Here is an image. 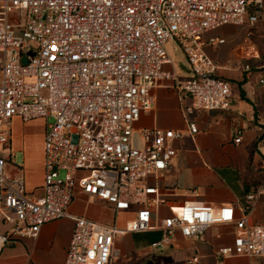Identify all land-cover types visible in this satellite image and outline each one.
<instances>
[{"label": "built area", "instance_id": "1", "mask_svg": "<svg viewBox=\"0 0 264 264\" xmlns=\"http://www.w3.org/2000/svg\"><path fill=\"white\" fill-rule=\"evenodd\" d=\"M263 7L264 0H0V250L35 238L48 221L68 217L74 226L64 264H109L118 254L115 239L129 232L159 230L151 244L157 248L177 234L199 238L223 223H233L235 234L232 244L217 248L218 264L234 256H264V224L236 218L229 205L174 203L149 183L169 167L182 132L142 129L143 145L133 144L135 124L152 107V89L165 80L190 97L187 113L228 106L231 84L216 75L217 64L204 51L225 38L205 34L227 24L245 26L247 41L239 54L258 57L251 28L262 20ZM175 40L191 77L163 69L169 62L165 44ZM50 116L41 193L32 194L9 147L11 121ZM188 129L191 135L197 131L193 123ZM77 194L133 217L118 226L73 214L69 207ZM261 196L264 185L247 200ZM161 206L167 215L159 216Z\"/></svg>", "mask_w": 264, "mask_h": 264}, {"label": "crops", "instance_id": "2", "mask_svg": "<svg viewBox=\"0 0 264 264\" xmlns=\"http://www.w3.org/2000/svg\"><path fill=\"white\" fill-rule=\"evenodd\" d=\"M255 27H264V7L263 18ZM210 35L225 38V43L204 46V51L217 64L216 75L231 84L228 106L187 113L185 107L190 106V97L182 96L174 88L173 80H165L160 87L152 89V107L141 113L133 132L140 145L134 140L133 144L143 145L142 129L158 127L182 132L183 136L175 141L176 154L169 167L151 177L149 183L158 185L161 195L174 203L198 200L212 206L229 205L234 207L236 218L246 215L248 224H264V197L247 200L248 194H254L264 185V127L260 124L264 115V83L259 82L264 76V44L260 47L255 37L258 57L244 59L239 49L247 41L245 26L227 24L205 34ZM172 42L165 44L169 62L163 69L180 78L191 77L190 65L181 48L180 51L169 49ZM12 123L15 130L12 132L11 127L9 147L15 154L26 144V164H21V173L27 192L40 194L45 118L22 121L14 117ZM189 123L195 124V134L189 133ZM34 125L36 130L32 132ZM238 136L241 140L234 142ZM7 170L17 173L12 165ZM69 211L118 226H124L133 217L128 212L115 214L109 205L84 194H77ZM157 213L164 216L168 210L161 206ZM73 226L68 217L44 223L35 238H21L4 246L0 250V264H64ZM4 228L0 225V230ZM234 234L233 223L214 224L199 238L177 234L169 245L156 248L151 244L159 240V230L129 232L115 239L118 254L109 264H218L217 248L232 244ZM192 258L196 261L190 262ZM224 264H264V256H234Z\"/></svg>", "mask_w": 264, "mask_h": 264}, {"label": "rangeland", "instance_id": "3", "mask_svg": "<svg viewBox=\"0 0 264 264\" xmlns=\"http://www.w3.org/2000/svg\"><path fill=\"white\" fill-rule=\"evenodd\" d=\"M251 30L253 32V38L257 37L256 38L257 39V42H258L259 46L262 47L263 44H264V27H260V28L259 27H253V28H251ZM169 47H170L169 48L170 50L176 49L178 51H180V48H181L180 44L176 40L173 41L172 43H170ZM181 50H182V48H181ZM185 56H186V54H185ZM186 58H187V56H186ZM46 121H47V123H52L53 118L50 116V117H48L45 120V122ZM11 127H12V132H13L15 130V125H13V123H12ZM35 130H36V128H35V125H34L31 128V131L34 132ZM32 140H33V138L30 139V142L29 143H31ZM133 140H134V143L135 144L140 145V140H139V138L137 136H134L133 137ZM31 148H32V144H31ZM31 151H32V149H31ZM25 152H26V144H24V149L23 150H19V151H17L15 153V159H16V163L17 164H22V163L26 164V161H25ZM64 174H65V171L64 170H61L59 172L60 178H64Z\"/></svg>", "mask_w": 264, "mask_h": 264}, {"label": "water", "instance_id": "4", "mask_svg": "<svg viewBox=\"0 0 264 264\" xmlns=\"http://www.w3.org/2000/svg\"><path fill=\"white\" fill-rule=\"evenodd\" d=\"M22 62H23V63H26V62H27V60H26L25 57L22 58Z\"/></svg>", "mask_w": 264, "mask_h": 264}]
</instances>
